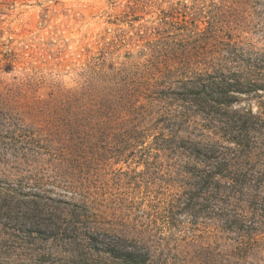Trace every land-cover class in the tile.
Returning a JSON list of instances; mask_svg holds the SVG:
<instances>
[{"label":"rangeland","instance_id":"1","mask_svg":"<svg viewBox=\"0 0 264 264\" xmlns=\"http://www.w3.org/2000/svg\"><path fill=\"white\" fill-rule=\"evenodd\" d=\"M215 69L250 84L229 107L180 102L179 81ZM4 88L52 106L75 149L26 145L37 116L0 118V264H115L132 246L150 264H264V134L245 160L257 197L194 178L204 145L264 122V0H0Z\"/></svg>","mask_w":264,"mask_h":264},{"label":"trees","instance_id":"2","mask_svg":"<svg viewBox=\"0 0 264 264\" xmlns=\"http://www.w3.org/2000/svg\"><path fill=\"white\" fill-rule=\"evenodd\" d=\"M218 45L223 46V50L228 53L229 55H232L230 50V46L227 44H221ZM228 49V50H227ZM190 56V55H189ZM186 54L184 51H181L180 53L178 51H174L173 53V59L174 60H181L186 59ZM220 66H218L219 68ZM221 69V68H220ZM217 69H215L212 72V75H209L208 77H203L204 75H199L195 78H189L186 81H179V84L182 86L181 91L186 92V97L180 98V102H189L191 107L200 108L204 105V103H207V100L210 101V103H213L215 106H221V107H229L230 101L226 100L228 98V94L230 92L235 93H242V89L244 88L246 83L250 84V81H245L243 79H240L239 76H236L234 74H230L229 76H225L221 74ZM178 69L176 72H179ZM172 73L168 72L165 75H170ZM182 75H184V72H181ZM198 78V79H197ZM242 80V81H241ZM254 89L256 87H259L253 83L252 85ZM200 90L196 91V90ZM213 96V98L210 99H201L200 94H204L207 91H210ZM206 91V92H205ZM25 95L22 93L21 89L18 88H4L0 91V118H3L4 116H12L10 115V111H19L18 114L21 116V114L25 116H33L36 118L39 117L43 120L44 126L42 129H40V133L44 132L45 137L41 140H34L31 136H29L28 132L25 130H20V132L27 134L28 136H23L22 141L25 142L26 145L30 146L33 145V142H37L45 144L46 147H50L52 144L57 145L55 156L58 157L61 155V157H65L66 155L74 152V147L71 142H73V137L71 139H66L67 135L63 134L60 130L59 126L55 124L54 120H50L48 116H58L56 112L53 110L52 106H49L48 103H45L43 101H33L31 103H27L25 101L24 104H20L19 102L23 100ZM207 97V96H206ZM230 99V98H229ZM232 99V98H231ZM232 101V100H231ZM261 107L264 109V103L261 105ZM184 109L188 112L190 109L189 107H184ZM7 110V111H4ZM244 109H238L233 112L236 116H252L249 111L244 112ZM239 114V115H238ZM253 120L255 121L252 123L251 126L245 127V128H238L239 132L237 133H230L225 134L222 136L216 137L221 141H225L227 143H231V147H224L219 146L216 147V145H204L202 153L200 155L201 159L199 160V163L203 166L202 169L195 175V179L197 185L201 184H207V185H215L219 184L218 182H221L224 180V188L229 190L233 194L243 195L251 193L253 197H257L258 190L261 188V184L259 183H252V182H246V178L249 172L248 164L245 162V160L248 158L246 156L247 150L251 147L253 144L252 138L250 137V133H258L260 135L264 134V122L260 119V117H254ZM1 126V125H0ZM237 129V130H238ZM18 130V129H16ZM21 133V134H22ZM121 137H130L133 139H138L137 137H133L130 134L122 133L120 135ZM5 137L1 136L0 134V140L4 139ZM157 141L163 142L165 139L158 137L156 138ZM21 141V142H22ZM167 141V140H166ZM217 141V142H218ZM72 144V145H70ZM43 148V147H40ZM244 192V193H243ZM33 198H37L38 194H32L29 195ZM193 197L192 195L189 196L186 200L188 201V204L192 201ZM89 241L95 242L96 239L91 236V238H88ZM119 248V247H118ZM137 248V249H136ZM135 246H132L131 251L124 252L122 254H119L118 256H115V254H112V258H115L117 263L115 264H150L149 262V252H147L145 247L138 248ZM143 251V252H142ZM117 255V254H116ZM196 264H212L209 262L208 259H201L198 257L196 261H194ZM39 264L41 262L39 261ZM73 264H98L94 261H88L87 259H82L81 261H77V263Z\"/></svg>","mask_w":264,"mask_h":264}]
</instances>
